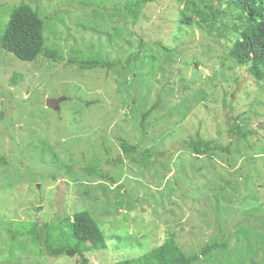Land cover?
<instances>
[{
	"label": "rangeland",
	"instance_id": "obj_1",
	"mask_svg": "<svg viewBox=\"0 0 264 264\" xmlns=\"http://www.w3.org/2000/svg\"><path fill=\"white\" fill-rule=\"evenodd\" d=\"M21 1L45 19L46 48L115 65L0 49V264H76L41 254L30 230L82 209L108 238L90 264L137 258L169 233L185 254L226 242L196 264H264V79L228 56L234 18L210 31L179 23L175 0H0L2 25ZM196 135L219 149L195 156ZM122 138L156 159L119 161ZM97 167L111 179L82 169Z\"/></svg>",
	"mask_w": 264,
	"mask_h": 264
},
{
	"label": "trees",
	"instance_id": "obj_2",
	"mask_svg": "<svg viewBox=\"0 0 264 264\" xmlns=\"http://www.w3.org/2000/svg\"><path fill=\"white\" fill-rule=\"evenodd\" d=\"M181 7L179 23L205 27L210 31L225 15H231L235 20L232 28L226 30L234 34V40L228 48V56L238 65L244 66L248 74L255 80L264 79V0H175ZM137 5V2L135 6ZM45 19L36 7L21 1L9 13L7 22L2 25L0 20V49L12 53L22 61H33L38 56H45L54 62L75 65L85 70L95 67L107 69L115 64L106 59L96 57L65 60L57 49L45 47ZM119 30V28H114ZM156 103L150 109L155 108ZM147 111V113L150 111ZM233 128V127H232ZM237 139H246L252 130L234 128ZM143 134V133H142ZM219 144L212 139H204L196 135L194 139L185 141V147L195 156L213 154L219 149ZM123 158L134 163L144 164L151 158L156 159L158 153L145 148L135 155L139 144L120 140ZM68 170L73 169L71 166ZM87 173H94L100 178L111 179L102 168H82ZM123 196V204L125 203ZM64 224L65 228L62 227ZM54 230L55 236L50 234ZM31 236L38 242L41 254L50 259L65 257L73 259L76 264H90L87 253L91 250H101L107 247L108 238L85 209L72 214V223L67 217L57 218L54 222H35L31 226ZM117 237V236H116ZM56 242V243H55ZM226 242H206L191 254H185L178 245L173 233L167 234L164 240L137 258H124L115 264H196L202 256H207L214 250L225 248Z\"/></svg>",
	"mask_w": 264,
	"mask_h": 264
},
{
	"label": "water",
	"instance_id": "obj_3",
	"mask_svg": "<svg viewBox=\"0 0 264 264\" xmlns=\"http://www.w3.org/2000/svg\"><path fill=\"white\" fill-rule=\"evenodd\" d=\"M63 99V97H54V98H47L45 101V105L48 108H51L53 110L59 109V102Z\"/></svg>",
	"mask_w": 264,
	"mask_h": 264
}]
</instances>
